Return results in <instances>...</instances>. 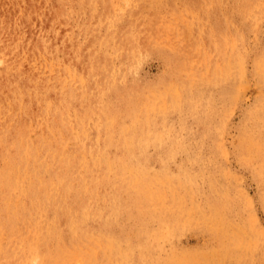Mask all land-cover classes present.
Listing matches in <instances>:
<instances>
[{
    "label": "rangeland",
    "instance_id": "rangeland-1",
    "mask_svg": "<svg viewBox=\"0 0 264 264\" xmlns=\"http://www.w3.org/2000/svg\"><path fill=\"white\" fill-rule=\"evenodd\" d=\"M112 1H68L66 82L0 85V264H264V0Z\"/></svg>",
    "mask_w": 264,
    "mask_h": 264
},
{
    "label": "bare ground",
    "instance_id": "bare-ground-1",
    "mask_svg": "<svg viewBox=\"0 0 264 264\" xmlns=\"http://www.w3.org/2000/svg\"><path fill=\"white\" fill-rule=\"evenodd\" d=\"M68 1L69 0H0V18L2 19V25L0 27V41H2L1 47H0V85L2 89H5L7 84L10 83H17V79L16 81L14 80V77L17 76V73L19 71H21L22 67L19 64H27L29 66L32 67L34 74L29 75L27 73H25V75H27V80L25 81L27 83V85H22L18 88L19 91H17L20 95L22 96H28V92H31V90L33 89L34 85L33 83H35L36 81H39L38 74L42 71L47 72V75L50 77L53 73L56 74H61L63 75L62 82H66L67 81V73L70 74L72 73V69L68 68L65 60L66 58H68L65 53L67 54H71L72 50L71 48L68 47L67 43H64L62 46L60 45V43H58L60 40L65 39L67 36V30L71 24V22L68 19ZM77 0H73V3H75ZM130 2L134 5L133 11L134 13L139 16L141 14H144L147 11L148 8V2L145 1L146 0H121V2H114L112 1L109 2L108 4H106L105 6L110 5L107 8L108 14L111 13L112 9H116V10H124V7L122 5L123 2ZM80 10V9H78ZM77 10V11H78ZM20 25H18L16 23V21H20ZM44 24L45 27L42 29H40V36H43L41 38L40 41H38L37 43H35L32 39H31V35L33 33V30L35 29H39V28H35L36 26H38V24ZM34 26V27H30V26ZM110 25V24H109ZM18 27L21 28H26L27 30L23 31V33L21 34H16V32H18ZM41 27V26H40ZM74 24L72 23V29L71 32L68 31V34L70 36H74L76 37L75 33H74ZM88 28V27H86ZM85 29V28H84ZM87 30V29H85ZM120 32L122 34H126L124 31L120 30ZM21 37V38H18ZM122 37V36H121ZM120 36L118 38H116L113 34L109 37H107L106 35H97V40H99L102 44H105L106 42L112 41L113 43L116 44H121V38ZM47 39L51 45H45L44 42L42 41V39ZM94 39V38H93ZM92 39V40H93ZM17 40H21L20 43L18 45H16ZM124 45V44H122ZM131 46H134L133 42H130ZM131 46L127 45L128 48H132ZM49 47V48H48ZM65 52V53H64ZM124 52L126 53V55H130L129 53L132 52V49L130 51L124 50ZM16 63V64H14ZM101 64V63H100ZM87 69L89 66H91V61L89 60L86 63ZM259 67H261V64H259ZM93 68V67H92ZM90 74V71H89ZM108 77L110 76L109 73H105ZM111 77V76H110ZM13 79V80H12ZM110 79V78H109ZM84 80V79H83ZM106 81H108V79H106ZM84 83V82H83ZM85 86V85H84ZM44 88H49V83H45L44 84ZM15 93V92H14ZM13 93V94H14ZM2 96V94H1ZM3 97V96H2ZM17 97V96H16ZM52 97V96H50ZM15 98V97H14ZM22 98V97H21ZM6 99V97H5ZM1 100H3L1 98ZM0 100V101H1ZM8 101V100H7ZM1 103V102H0ZM8 103V102H7ZM34 104L35 105H39L42 104L43 108L48 111L51 109L52 107V103H42V101L40 99H35L34 100ZM11 105V104H10ZM1 107V106H0ZM5 108V107H4ZM12 108V107H11ZM6 109V108H5ZM10 109V108H8ZM1 110V109H0ZM20 111V110H19ZM142 113V112H141ZM6 115V114H5ZM22 115V113H21ZM68 115V114H67ZM34 116L36 117V120H44L43 119V115H39L38 113L34 114ZM141 116V115H140ZM5 117V116H4ZM3 118V117H2ZM1 118V119H2ZM4 119V118H3ZM134 124V123H133ZM9 125V124H8ZM42 124L37 125V124H30L28 126V130L30 132H33L34 129L40 127ZM4 127V126H3ZM128 127H130V125L128 124ZM133 129V128H132ZM61 129H58V131H60ZM124 130V129H123ZM128 130V129H127ZM126 130V131H127ZM122 131V130H121ZM63 132H60V134H62ZM69 133V132H68ZM113 133V132H112ZM59 134V135H60ZM65 134V133H64ZM123 134V133H122ZM64 136V135H63ZM150 138V137H149ZM147 139V138H146ZM149 140V139H148ZM30 142V138L28 136V134L26 136H24L22 139L18 140V146L19 148L22 150L25 144H28ZM147 142V141H146ZM52 145V144H51ZM99 146V143L97 144ZM260 150H258L259 152ZM138 153V152H137ZM43 154V153H42ZM76 154V152H75ZM65 155V154H64ZM109 155V154H108ZM126 155V154H125ZM128 155V154H127ZM123 156V155H122ZM29 157V156H28ZM96 157V156H95ZM36 158V157H35ZM62 158V157H61ZM110 158V157H109ZM20 158L18 159H8L7 163H14L16 161H18ZM76 159V158H75ZM85 159V157H84ZM76 161V160H75ZM40 162V161H39ZM48 162V161H47ZM87 162V161H86ZM144 163V162H143ZM110 164V162H109ZM81 165V164H80ZM96 165V164H95ZM48 166V165H47ZM74 166V165H73ZM72 166V167H73ZM111 166V165H110ZM26 168V166H24ZM35 167V166H34ZM49 167V166H48ZM65 167V166H64ZM71 167L69 164L66 165V168ZM97 167V166H96ZM99 167V166H98ZM7 168V166H6ZM82 168V167H81ZM146 168V167H145ZM62 169V168H61ZM72 169V168H71ZM70 169V171H71ZM63 170V169H62ZM68 170V169H67ZM136 171V170H135ZM132 172V173H137V172ZM52 172V171H51ZM63 172V171H62ZM73 172V170H72ZM130 172V170L128 171V173ZM5 170H2V168H0V179H2V176L4 175ZM59 173V172H58ZM70 173V172H68ZM74 173V172H73ZM110 173V172H109ZM53 174V173H52ZM131 174V172L129 173ZM26 175V174H25ZM68 176V174H65ZM72 175V174H71ZM89 175V174H88ZM136 175V174H135ZM24 176V175H23ZM70 176V175H69ZM78 176V174H77ZM121 176V175H120ZM74 177V175H73ZM76 177V176H75ZM83 177V176H82ZM123 177V176H122ZM16 178V177H15ZM30 179V178H29ZM71 179H73L71 177ZM76 179V178H75ZM81 179V178H79ZM40 180V179H39ZM63 180V179H62ZM161 180V179H160ZM17 181V180H16ZM61 181V180H60ZM74 181V180H73ZM80 181V180H79ZM82 181V180H81ZM86 181V180H85ZM55 183V182H54ZM62 183V182H61ZM21 184V183H20ZM74 184V183H73ZM108 184V183H107ZM29 185V184H28ZM58 186V185H57ZM75 186L77 187V185L75 184ZM84 186H88V185H84ZM24 187V186H23ZM27 186H25L26 188ZM73 187V186H72ZM16 188V187H15ZM51 188V187H50ZM63 188V187H62ZM71 188V186L69 187V185L67 184L65 186L64 191L69 190ZM108 188V187H107ZM58 189V188H57ZM80 189V188H79ZM115 189V188H114ZM23 190V188H22ZM92 190V189H91ZM14 191V190H13ZM56 191V190H55ZM63 191V193H64ZM19 192V191H18ZM22 192V191H21ZM47 192V190H46ZM61 192V191H60ZM70 192V191H69ZM73 192V191H72ZM84 192V191H83ZM114 192V190H113ZM150 192V191H149ZM68 193V192H67ZM81 193V192H80ZM93 193V192H92ZM91 191L90 194L92 195ZM58 194V191H57ZM56 194V196H57ZM149 195V193H147ZM153 194V193H150ZM37 195V194H36ZM65 195V194H64ZM77 195V193H76ZM74 195V196H76ZM87 195V194H86ZM12 196V195H11ZM21 196V195H20ZM49 196V194H48ZM69 196V194H68ZM109 196V195H108ZM146 196V194H145ZM16 197V196H15ZM22 197V196H21ZM51 197V196H50ZM49 197V198H50ZM55 197V196H54ZM91 197V196H90ZM111 197V196H110ZM114 197V196H113ZM153 197V196H152ZM23 198V197H22ZM62 198V197H61ZM66 198V197H65ZM68 198V197H67ZM77 199V198H76ZM92 199V198H90ZM19 200V199H18ZM17 197H16V201ZM48 200V199H47ZM63 200V199H62ZM65 200V199H64ZM63 200V201H64ZM87 200V199H86ZM10 201V200H9ZM15 201V202H16ZM77 202V200H75ZM36 202V201H35ZM39 202V201H38ZM50 202V201H49ZM89 202V201H88ZM59 203V201H58ZM97 203V202H96ZM8 204V203H7ZM15 204V203H14ZM21 204V203H20ZM32 204V202H31ZM40 205V204H39ZM48 205V204H47ZM20 206V205H19ZM43 206V205H42ZM153 206V205H152ZM151 206V207H152ZM24 207V205H23ZM37 207V206H36ZM70 207V206H69ZM73 207V206H72ZM79 207V206H78ZM87 207V206H86ZM95 207V205H94ZM98 207V206H96ZM150 207V206H149ZM148 207V208H149ZM8 208V207H7ZM16 208V206H15ZM56 208V207H55ZM68 208V207H67ZM81 208V207H80ZM45 209V208H44ZM77 209V208H76ZM75 209V210H76ZM89 209V208H87ZM139 209V208H138ZM154 209V208H153ZM13 210H15L13 208ZM22 210V207H21ZM51 210V209H50ZM73 210V209H72ZM99 209H97L98 211ZM12 211V210H11ZM40 211V210H39ZM45 211V210H44ZM69 211V209H68ZM85 211V210H84ZM92 211V210H91ZM117 211V210H116ZM130 211V210H129ZM156 211V210H155ZM17 212V211H16ZM30 212V211H29ZM56 212V211H55ZM86 212V211H85ZM96 212V211H95ZM4 213V212H3ZM14 213V212H13ZM36 213V212H35ZM40 214V212H38ZM92 213H94L92 211ZM100 213V212H99ZM114 213V212H113ZM130 213V212H129ZM20 214V213H19ZM42 214V213H41ZM40 214V215H41ZM79 214V212H78ZM119 214V213H118ZM117 214V215H118ZM32 215V214H31ZM73 215V214H72ZM77 215V214H76ZM75 215V216H76ZM96 215V214H95ZM17 216V214H16ZM53 216V215H52ZM69 216V215H68ZM82 216V215H81ZM98 216V215H97ZM112 216V215H111ZM115 216V215H114ZM129 216V215H128ZM133 216V215H131ZM8 217V216H7ZM31 217V216H30ZM78 217V216H77ZM85 217V215H84ZM91 217V216H90ZM130 217V216H129ZM17 218V217H16ZM48 218V217H47ZM73 218V217H72ZM79 218V217H78ZM96 218V217H95ZM115 218V217H114ZM113 218V219H114ZM10 219V218H9ZM23 219V218H22ZM37 219V218H36ZM40 219V218H39ZM42 219V218H41ZM81 219V218H80ZM85 219V218H84ZM94 219V218H93ZM97 219V218H96ZM99 219V217H98ZM19 220V219H18ZM51 220V219H50ZM76 220V218H75ZM78 220V219H77ZM76 220V221H77ZM88 220V219H87ZM23 221V220H22ZM52 221V220H51ZM55 221V220H53ZM73 221V220H72ZM2 222V220H1ZM29 222V220H28ZM39 222V221H38ZM50 222V221H49ZM70 222V221H69ZM105 222V221H104ZM132 222V221H131ZM35 223V222H34ZM57 223V222H56ZM93 223V222H92ZM97 223V221L95 222ZM145 223V222H144ZM143 223V224H144ZM2 224V223H1ZM26 224V223H24ZM33 224V223H31ZM41 224V223H40ZM69 224V223H68ZM71 224V223H70ZM69 224V225H70ZM34 225V224H33ZM42 225V224H41ZM40 225V226H41ZM83 225V224H82ZM93 225V224H92ZM137 225V224H136ZM140 225V224H138ZM146 225V224H145ZM143 225V226H145ZM16 226V225H15ZM28 226V225H27ZM53 226V225H52ZM56 226V225H55ZM64 226V225H63ZM85 226V225H83ZM12 227V226H11ZM32 227V226H31ZM35 227V226H34ZM48 227V226H47ZM58 227V226H57ZM60 227V226H59ZM58 227V228H59ZM69 228V226H67ZM72 227V226H71ZM70 227V228H71ZM76 227V226H75ZM125 227V226H124ZM131 227V226H130ZM33 228V227H32ZM56 228V227H55ZM62 228V227H61ZM66 228V227H65ZM141 228V227H140ZM139 228V229H140ZM19 229V228H18ZM34 229V228H33ZM43 229V228H42ZM49 229V227H48ZM54 229V227H53ZM77 229V228H76ZM81 229V228H80ZM95 229V228H94ZM97 229V228H96ZM95 229V230H96ZM137 229V227H136ZM138 229V230H139ZM142 229V228H141ZM144 229V228H143ZM31 231V229H29ZM47 230V229H46ZM75 230V229H74ZM93 230V229H92ZM127 230V229H125ZM10 231H13L10 230ZM22 231V229H21ZM37 231V230H36ZM68 231V229H67ZM78 231V230H77ZM131 231V230H130ZM145 231V229H144ZM5 232V231H4ZM29 232V231H28ZM73 232V230H72ZM80 232V231H79ZM139 232V231H138ZM52 233V232H51ZM59 233V231H58ZM57 233V234H58ZM88 233V232H87ZM112 233V232H111ZM120 233V232H119ZM127 233V231H126ZM145 233V232H144ZM149 233V232H148ZM43 234V233H42ZM123 234V233H122ZM125 234V233H124ZM131 234V233H130ZM146 234V233H145ZM27 235V234H26ZM34 235V234H33ZM73 235V234H72ZM89 235V234H88ZM101 235V234H100ZM127 235V234H126ZM153 235V234H152ZM2 236V235H1ZM22 236V235H21ZM40 236V235H39ZM46 236V235H45ZM44 236V237H45ZM55 236V235H54ZM62 236V235H61ZM80 236V235H79ZM87 236V235H84ZM118 236V235H117ZM125 236V235H124ZM151 236V235H150ZM155 236V233H154ZM153 236V237H154ZM160 236V235H159ZM4 237V236H3ZM72 237V236H71ZM101 237V236H100ZM129 237V236H128ZM138 237V235H137ZM26 238V237H24ZM43 238V236H42ZM56 238V237H55ZM58 238V237H57ZM61 238V237H60ZM76 238V237H75ZM121 238V237H120ZM123 238V237H122ZM32 239V238H31ZM36 239V237H35ZM46 239V238H45ZM51 239V238H50ZM54 239V238H53ZM103 239V237H102ZM11 240V239H10ZM64 240V239H63ZM77 240V239H76ZM89 240V239H88ZM106 240V238H105ZM128 240V239H127ZM132 240V239H131ZM16 241V240H15ZM14 241V242H15ZM48 241V240H47ZM46 241V242H47ZM50 241V240H49ZM74 241V240H73ZM8 243V242H7ZM23 243V242H22ZM57 243V242H56ZM63 243V242H62ZM89 243V242H87ZM133 243V242H132ZM24 244V243H23ZM60 244V243H59ZM78 244V243H77ZM91 244V242H90ZM22 245V244H21ZM38 245V244H37ZM36 245V246H37ZM47 245V243H46ZM58 245V244H57ZM61 245V244H60ZM66 245V244H64ZM80 245V243H79ZM102 245V244H101ZM8 246V245H7ZM17 246V243H16ZM33 246V245H32ZM86 246V245H85ZM96 246V245H95ZM98 246V245H97ZM146 246V245H145ZM20 247V246H19ZM23 247V246H22ZM28 247V246H27ZM57 247V246H56ZM55 247V248H56ZM89 247V246H88ZM6 248V247H5ZM14 248V246H13ZM18 248V246H17ZM53 248V247H52ZM69 248V247H68ZM3 249V248H2ZM76 249V248H75ZM79 249V248H78ZM12 250V248H11ZM50 250V247H49ZM55 250V249H54ZM81 250V249H80ZM114 250V249H113ZM4 251V250H3ZM10 251V250H9ZM8 251V252H9ZM29 251V250H28ZM71 251V250H70ZM75 251V250H74ZM77 251V250H76ZM108 251V250H106ZM118 251V250H117ZM5 252V251H4ZM48 252V251H47ZM46 252V253H47ZM50 252V251H49ZM55 252H57L55 250ZM67 252V251H65ZM73 252V251H72ZM114 252V251H113ZM116 252V251H115ZM114 252V253H115ZM6 253V252H5ZM16 253V252H15ZM21 253V252H20ZM25 253V252H24ZM53 253V251L51 252V254ZM79 253V252H78ZM102 253V252H101ZM113 253V254H114ZM30 254V253H29ZM32 254V253H31ZM30 254V255H31ZM49 254V255H51ZM56 254V253H55ZM74 254V253H73ZM77 254V252H76ZM75 254V255H76ZM89 254V253H88ZM23 255V254H22ZM43 255V254H42ZM64 255V254H63ZM62 255V256H63ZM81 255V254H80ZM79 255V256H80ZM103 255V254H102ZM36 256V254H35ZM52 256V255H51ZM59 256V255H58ZM29 257V256H27ZM52 257H55L54 255ZM61 257V256H60ZM66 257V256H65ZM73 258V255L71 256ZM98 257V256H97ZM118 257V256H117ZM21 258V257H20ZM33 258V257H32ZM58 258V257H57ZM100 258V257H99ZM120 258V257H119ZM26 259V258H24ZM38 258H34V260L32 261V264H34L35 262H37ZM42 259V258H41ZM40 259V260H41ZM53 259V258H52ZM56 259V258H55ZM96 259V258H95ZM98 259V258H97ZM117 259V258H116ZM4 260V259H3ZM107 260V259H106ZM44 261V260H43ZM57 261V260H56ZM59 261V260H58ZM80 261V260H79ZM85 261V259H84ZM92 261V259H91ZM95 261V260H94ZM50 262V261H49ZM66 262V261H65ZM86 262V261H85ZM97 262V261H96ZM109 262V261H108ZM116 262V261H115ZM42 263V262H41ZM46 263V262H45ZM52 263V260H51ZM50 263V264H51ZM62 263V262H61ZM110 263V262H109ZM113 263V262H112ZM24 264H29V261H25ZM43 264V263H42ZM47 264V263H46ZM64 264V263H63ZM75 264V263H74ZM95 264V263H94Z\"/></svg>",
    "mask_w": 264,
    "mask_h": 264
}]
</instances>
